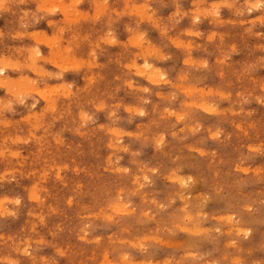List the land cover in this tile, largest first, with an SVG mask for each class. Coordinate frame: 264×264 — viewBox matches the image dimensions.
I'll return each instance as SVG.
<instances>
[{
	"label": "rangeland",
	"instance_id": "obj_1",
	"mask_svg": "<svg viewBox=\"0 0 264 264\" xmlns=\"http://www.w3.org/2000/svg\"><path fill=\"white\" fill-rule=\"evenodd\" d=\"M261 2L7 0L0 264H264Z\"/></svg>",
	"mask_w": 264,
	"mask_h": 264
},
{
	"label": "snow or ice",
	"instance_id": "obj_2",
	"mask_svg": "<svg viewBox=\"0 0 264 264\" xmlns=\"http://www.w3.org/2000/svg\"><path fill=\"white\" fill-rule=\"evenodd\" d=\"M7 7H9L7 0H0V10L6 9ZM252 7L264 9V0H262L261 3H257V4L252 5ZM249 10H251V9H249ZM20 102L23 103L22 100ZM140 114L143 115V112H141ZM17 203H19V201H17Z\"/></svg>",
	"mask_w": 264,
	"mask_h": 264
},
{
	"label": "bare ground",
	"instance_id": "obj_3",
	"mask_svg": "<svg viewBox=\"0 0 264 264\" xmlns=\"http://www.w3.org/2000/svg\"><path fill=\"white\" fill-rule=\"evenodd\" d=\"M181 2V1H180ZM48 6V5H47ZM164 8V7H163ZM230 12V11H229ZM220 13V12H219ZM263 25V24H262ZM148 28V27H147ZM122 32V31H121ZM135 38V37H134ZM133 39V38H132ZM136 40V39H135ZM132 42V41H131ZM135 44V43H134ZM253 52V51H252ZM254 54V53H253ZM176 56V55H175ZM208 56V55H207ZM65 60V59H64ZM152 61V60H151ZM152 63V62H151ZM169 71V70H168ZM146 75V74H145ZM153 76V73H152ZM150 77V76H149ZM151 78V77H150ZM202 78V77H201ZM197 79V78H196ZM141 82V81H140ZM197 82V81H196ZM173 85V84H172ZM150 95V94H149ZM154 95V94H153ZM261 98V97H260ZM145 101V100H144ZM256 102V101H255ZM237 109V108H236ZM31 113V112H30ZM217 115V114H216ZM182 117V116H181ZM209 117V116H208ZM221 120V119H220ZM240 127V126H239ZM124 128V127H123ZM208 129V128H207ZM137 133V132H136ZM164 135V134H163ZM171 141V140H170ZM127 145V144H126ZM145 145V144H144ZM251 147V146H249ZM140 148V147H139ZM175 148V147H174ZM200 149V148H199ZM122 162V161H121ZM176 164V163H175ZM194 164V163H193ZM144 165V164H143ZM245 169V168H244ZM146 170V169H145ZM173 173V172H172ZM189 177V176H188ZM141 182V181H140ZM154 182V181H153ZM68 193V192H67ZM182 195V194H181ZM124 198V197H123ZM264 198V197H263ZM20 199V198H19ZM251 207V206H250ZM127 208V207H126ZM185 208V207H184ZM253 211V210H252ZM5 212V211H4ZM152 212V211H151ZM202 213V212H201ZM190 216V215H189ZM223 218V217H222ZM194 225V224H193ZM235 227V226H234ZM206 228V227H204ZM92 230V229H91ZM178 231V230H177ZM197 238V237H196ZM162 240V239H161ZM141 241V240H140ZM215 241V240H214ZM200 245V244H199ZM127 253V252H126ZM123 254V253H122ZM52 255V254H51ZM126 255V254H125ZM128 256V255H127ZM153 260V259H152ZM262 260V259H261ZM149 261V260H148ZM165 261V260H164ZM230 261V260H229Z\"/></svg>",
	"mask_w": 264,
	"mask_h": 264
}]
</instances>
